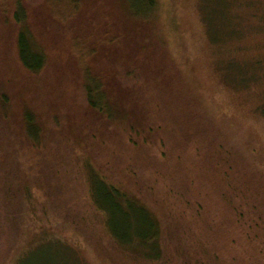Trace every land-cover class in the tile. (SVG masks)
<instances>
[{
	"label": "rangeland",
	"instance_id": "obj_1",
	"mask_svg": "<svg viewBox=\"0 0 264 264\" xmlns=\"http://www.w3.org/2000/svg\"><path fill=\"white\" fill-rule=\"evenodd\" d=\"M25 2L47 64L22 69L0 8V94L47 137L19 152L25 201L7 207L0 195V264H140L91 205V174L136 198L141 216L112 228L158 222L167 264H264V0H156L146 18L124 12L127 0H95L86 15L99 45L112 43L93 64L102 115L86 103L67 34L41 0ZM16 133L0 129V142Z\"/></svg>",
	"mask_w": 264,
	"mask_h": 264
},
{
	"label": "trees",
	"instance_id": "obj_2",
	"mask_svg": "<svg viewBox=\"0 0 264 264\" xmlns=\"http://www.w3.org/2000/svg\"><path fill=\"white\" fill-rule=\"evenodd\" d=\"M6 1L8 2L7 4ZM41 1L45 8L44 11L47 15L48 23L57 26L60 31H64L68 36L65 35L68 38L71 57L77 67L75 68L89 86L84 92L87 105L94 112L96 110L102 112V104L105 103L108 94L104 91V87L106 86L104 84L105 80L102 75H98L93 64L98 60L96 56L99 54L100 48L103 46L106 48L109 43L105 41L104 45H99L100 41L94 32L96 27L90 25V20L86 15L88 6L91 5L90 7H92V3L95 0ZM127 1L131 10H124V12L135 15V18H146L156 8V0ZM0 2L8 5V9L4 10V5H0V8L6 17L5 20L16 29L15 45L19 65L26 73L34 75L42 73L47 64V55L45 47H43L41 41L36 36L33 30L34 27L30 24L29 10L25 0H0ZM79 21L80 23H78ZM88 25L91 28L90 32L87 30ZM55 30L57 35L51 39H56L58 36L62 37V34L59 33L60 31L57 28ZM110 41H112V38H110ZM115 84L116 86L120 85L118 82H115ZM7 103V97L4 94H0V115L2 116H0V129L4 130V132L8 128L17 129L16 136L14 140L9 142L10 144L8 142H3L4 144L0 142V195L8 207L10 204H16L20 199L24 202L26 196L29 194L28 192L32 191L28 187L29 185L25 183L29 178L21 176L19 158H25V156H21L19 152L30 148L37 151L39 140L42 137H47V129L44 122L38 121L34 114L23 112L21 115H16L10 112L11 110L7 108ZM7 111L10 112L9 119L6 118ZM98 112L96 113L102 115ZM1 118L4 119L3 122H1ZM130 130L133 131L134 129L131 128ZM39 190L42 191L43 195L45 194L44 186L41 183H39ZM25 192H27V195ZM87 193L91 205L96 209V212L99 211L104 215L102 223L109 230V233L113 235L112 240L118 247L121 246L119 243H122L124 247L132 248L133 257L139 260L140 264H167L172 262L169 256L162 252L161 249H158L160 231L156 220L151 222L144 221V230L139 228L138 230L131 231L128 227L118 230V228L111 227L112 219L128 222L133 214L141 216V214L135 212L137 209L129 201L136 199L135 197H131L130 199L124 194L118 193L115 187L107 184L105 180L93 174L88 178ZM22 194H25L24 199L22 198ZM261 203L264 204V198L261 199ZM22 216L26 219L24 211L20 213L19 218ZM16 223L19 229L21 223L19 221H16ZM80 231V229L77 230L76 236L82 237ZM43 232L49 235L48 231ZM36 236L41 237V244H44V246L48 244V239L43 237L42 234H35ZM83 239L85 240L84 237ZM124 247L118 249L122 254L125 252L123 249H127ZM36 248L38 247L36 246Z\"/></svg>",
	"mask_w": 264,
	"mask_h": 264
}]
</instances>
